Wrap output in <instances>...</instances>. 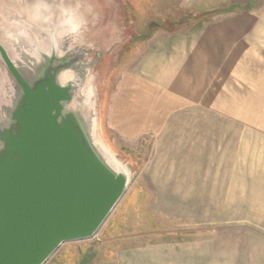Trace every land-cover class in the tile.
I'll return each instance as SVG.
<instances>
[{"label": "rangeland", "instance_id": "obj_1", "mask_svg": "<svg viewBox=\"0 0 264 264\" xmlns=\"http://www.w3.org/2000/svg\"><path fill=\"white\" fill-rule=\"evenodd\" d=\"M38 4L75 10L100 137L131 171L98 233L45 264H264V0H0V43ZM150 57L189 93L149 85Z\"/></svg>", "mask_w": 264, "mask_h": 264}, {"label": "water", "instance_id": "obj_2", "mask_svg": "<svg viewBox=\"0 0 264 264\" xmlns=\"http://www.w3.org/2000/svg\"><path fill=\"white\" fill-rule=\"evenodd\" d=\"M35 7L0 43V264H45L92 239L130 183L100 137L75 10Z\"/></svg>", "mask_w": 264, "mask_h": 264}, {"label": "crops", "instance_id": "obj_3", "mask_svg": "<svg viewBox=\"0 0 264 264\" xmlns=\"http://www.w3.org/2000/svg\"><path fill=\"white\" fill-rule=\"evenodd\" d=\"M170 45H172L171 42L167 44V47H168L167 50L168 51H171ZM155 62L156 61H155V59H153V57H150L147 61L145 60V62H144V70H145V72H147V75L145 74V76H147L146 78L148 79L147 81H149V85H153V83H154V86L157 89L164 90L168 94L174 95L173 96L174 100H176V98H178V96H180L181 94L184 95V94L189 93L188 89L185 88V83H184L183 78H182L183 76H181L182 71H181V74L178 73L177 68L175 67L176 64L174 65L172 62V66H174L173 68L170 65L167 66V71L169 73L165 74L164 73L165 66L161 63V65H159V67H158V64H155ZM163 66H164V68H163ZM158 68L160 69L159 72H158ZM173 70H174V72H172ZM188 98L190 99V97H188ZM100 104H101V102H100ZM99 110H100V106L98 105V121H99V131H100L101 117H100Z\"/></svg>", "mask_w": 264, "mask_h": 264}, {"label": "trees", "instance_id": "obj_4", "mask_svg": "<svg viewBox=\"0 0 264 264\" xmlns=\"http://www.w3.org/2000/svg\"><path fill=\"white\" fill-rule=\"evenodd\" d=\"M217 13V12H216ZM213 13L211 12V13H209V16L210 15H212ZM215 14V13H214ZM149 37V35H147V36H145L144 38L146 39V38H148Z\"/></svg>", "mask_w": 264, "mask_h": 264}, {"label": "bare ground", "instance_id": "obj_5", "mask_svg": "<svg viewBox=\"0 0 264 264\" xmlns=\"http://www.w3.org/2000/svg\"><path fill=\"white\" fill-rule=\"evenodd\" d=\"M34 9H36V7ZM91 81H94V78L93 77H91Z\"/></svg>", "mask_w": 264, "mask_h": 264}]
</instances>
